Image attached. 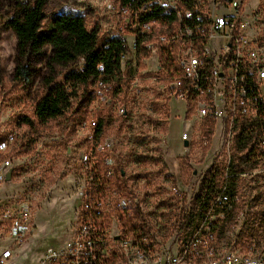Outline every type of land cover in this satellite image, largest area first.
<instances>
[{"label": "built area", "instance_id": "built-area-1", "mask_svg": "<svg viewBox=\"0 0 264 264\" xmlns=\"http://www.w3.org/2000/svg\"><path fill=\"white\" fill-rule=\"evenodd\" d=\"M106 1L107 12H114L115 18L100 25L98 43L104 48L115 45L111 59L116 67L106 73L103 62L96 64L95 85L102 97L126 82L135 99L146 92L148 111L158 94L168 102L189 104L187 121L208 117L222 121L228 134L240 118L260 117L264 41L259 26L253 35L248 33L246 21L238 15L240 0ZM129 104L117 99L116 113L125 115ZM34 108L35 104L33 114ZM96 127L95 115L75 121L76 135L89 143ZM180 138L189 139V130L182 131ZM201 139L207 143L204 136ZM15 142L12 131L0 138V183L14 172L9 155ZM257 146L264 151V135L258 137ZM101 147L97 143L95 150ZM96 151L91 155L90 147L82 155V173L87 176L75 188L70 236L45 246L39 264H264V162L244 164L247 177H231L235 169L230 166L225 168V178L206 183L197 209L205 204V197L207 202L191 232L175 252L155 254L146 237L114 228L115 211H124L131 200L103 180L104 175L110 176V169L93 178L98 174ZM102 161L108 162L106 157ZM32 197L13 195L2 211L7 233L17 244L32 230ZM10 254V249L3 250L0 264Z\"/></svg>", "mask_w": 264, "mask_h": 264}, {"label": "rangeland", "instance_id": "rangeland-1", "mask_svg": "<svg viewBox=\"0 0 264 264\" xmlns=\"http://www.w3.org/2000/svg\"><path fill=\"white\" fill-rule=\"evenodd\" d=\"M15 1L25 0H0V138L12 131L16 141L9 155L14 172L9 180L0 183V252L11 250L3 264H39L47 244H60L70 236L73 223L69 211L77 202L75 188L87 176L82 173V155L90 147L93 155L97 143L102 144L95 154L101 162L100 172L111 171L103 180L114 185L118 195L131 200L124 211H115L114 228L146 237L155 254L175 252L200 219L206 197L204 205L198 209L196 205L206 183L225 178V168L230 166L235 169L231 177H247L246 170H242L247 169L244 164L264 162V151L257 146L258 137L264 135L261 124L264 111L258 119L240 118L232 124L230 134L224 122L214 121L209 141L202 144L204 119L187 121L191 111L184 116L187 107L184 103L168 102L154 94L157 101L148 111L144 104L146 92L135 99V93L123 82L117 99L128 100L130 104L126 114L120 115L115 109L114 95L118 91L102 97L96 81L88 80L85 86L76 85L69 106L61 114L39 120L33 114V105L54 84L68 92L73 81L70 72L76 63L54 64L49 68L46 56L51 47L46 46L43 52L27 57L30 84L13 85L16 38L5 22ZM106 2L46 0L42 28L48 29L51 17L58 13L81 15L87 27L99 28L115 18L114 12H107ZM238 11L247 23L248 33L253 35L259 26L264 41V0H245ZM99 114L107 122L96 143L76 135V120ZM188 122L189 128L185 129ZM242 128L248 133L239 139L237 134ZM184 130H189V139L180 138ZM30 135L36 141L21 152L20 147ZM103 157L107 158L106 166ZM209 167L208 177L202 178ZM201 182L205 184L201 186ZM20 194L33 196L30 205L33 225L21 244H17L7 233L2 211L12 202L11 196ZM219 236L224 239L226 235L220 232Z\"/></svg>", "mask_w": 264, "mask_h": 264}, {"label": "trees", "instance_id": "trees-1", "mask_svg": "<svg viewBox=\"0 0 264 264\" xmlns=\"http://www.w3.org/2000/svg\"><path fill=\"white\" fill-rule=\"evenodd\" d=\"M117 1L124 3L126 0ZM244 2L245 0H240L238 6L240 9ZM45 4L46 0L15 1L13 10L5 22L16 38L17 62L12 76L14 86L30 84L31 76L28 71L27 57L43 52L46 46L51 47L49 55L46 56V63L49 68H52L54 64L76 63L70 72L73 81L69 85L70 90L68 92L61 85L54 84L47 89L43 96L37 99L34 114L39 120L53 118L61 114L69 106V100L76 89V85L85 86L88 80L96 79L98 75L97 63H104L106 73L116 67V62L111 59L115 45H109L107 48L99 45L98 27L95 25L87 27L81 15L55 14L51 17L50 27L43 29L42 22L46 17ZM189 111V104H187L184 116ZM106 122L103 115L97 116L94 141L98 139ZM213 124L214 119L209 117L204 119V134L207 142L212 135ZM261 124L264 126V118ZM247 133L242 128L237 137L243 139ZM35 141L36 137L30 135L26 143L20 147V151H27ZM241 147H244V144ZM99 163L98 161L95 166L98 174L93 175V178H97L100 174ZM210 170L211 167L206 169L202 178H207ZM204 184L201 182V186Z\"/></svg>", "mask_w": 264, "mask_h": 264}, {"label": "crops", "instance_id": "crops-1", "mask_svg": "<svg viewBox=\"0 0 264 264\" xmlns=\"http://www.w3.org/2000/svg\"><path fill=\"white\" fill-rule=\"evenodd\" d=\"M47 245H50V244H47ZM47 245H46V246H47ZM44 248H45V247H44ZM0 254H1V252H0ZM41 254H42V253H41ZM41 254H40V256H41ZM39 258H40V257H39Z\"/></svg>", "mask_w": 264, "mask_h": 264}, {"label": "water", "instance_id": "water-1", "mask_svg": "<svg viewBox=\"0 0 264 264\" xmlns=\"http://www.w3.org/2000/svg\"><path fill=\"white\" fill-rule=\"evenodd\" d=\"M9 178V175H6V179H8Z\"/></svg>", "mask_w": 264, "mask_h": 264}]
</instances>
